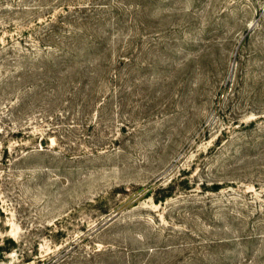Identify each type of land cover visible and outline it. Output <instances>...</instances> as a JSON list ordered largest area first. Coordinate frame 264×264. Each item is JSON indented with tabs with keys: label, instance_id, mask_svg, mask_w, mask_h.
I'll return each instance as SVG.
<instances>
[{
	"label": "rangeland",
	"instance_id": "1",
	"mask_svg": "<svg viewBox=\"0 0 264 264\" xmlns=\"http://www.w3.org/2000/svg\"><path fill=\"white\" fill-rule=\"evenodd\" d=\"M0 264H264V0H0Z\"/></svg>",
	"mask_w": 264,
	"mask_h": 264
},
{
	"label": "trees",
	"instance_id": "2",
	"mask_svg": "<svg viewBox=\"0 0 264 264\" xmlns=\"http://www.w3.org/2000/svg\"><path fill=\"white\" fill-rule=\"evenodd\" d=\"M5 154H6V155L9 154V148H8V147L5 148ZM19 157H21V159H22V157H24V156H21V155H20ZM19 157H18V158H19Z\"/></svg>",
	"mask_w": 264,
	"mask_h": 264
}]
</instances>
